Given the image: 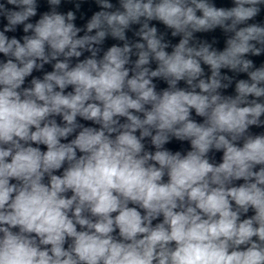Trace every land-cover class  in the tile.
Wrapping results in <instances>:
<instances>
[{
  "label": "clouds",
  "instance_id": "1",
  "mask_svg": "<svg viewBox=\"0 0 264 264\" xmlns=\"http://www.w3.org/2000/svg\"><path fill=\"white\" fill-rule=\"evenodd\" d=\"M65 2L0 0V264H264V0Z\"/></svg>",
  "mask_w": 264,
  "mask_h": 264
}]
</instances>
